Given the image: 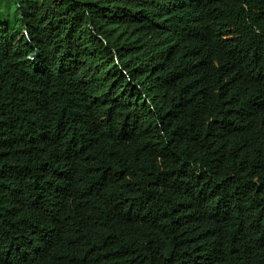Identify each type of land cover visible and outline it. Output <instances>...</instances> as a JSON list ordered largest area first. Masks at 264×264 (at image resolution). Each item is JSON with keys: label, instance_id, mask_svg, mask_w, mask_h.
Here are the masks:
<instances>
[{"label": "trees", "instance_id": "1", "mask_svg": "<svg viewBox=\"0 0 264 264\" xmlns=\"http://www.w3.org/2000/svg\"><path fill=\"white\" fill-rule=\"evenodd\" d=\"M0 264H264V0H0Z\"/></svg>", "mask_w": 264, "mask_h": 264}]
</instances>
